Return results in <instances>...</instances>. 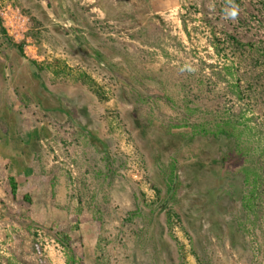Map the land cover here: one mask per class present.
<instances>
[{
    "label": "rangeland",
    "instance_id": "obj_1",
    "mask_svg": "<svg viewBox=\"0 0 264 264\" xmlns=\"http://www.w3.org/2000/svg\"><path fill=\"white\" fill-rule=\"evenodd\" d=\"M226 117L255 216L192 132ZM67 226L81 264H264V0H0V264H66Z\"/></svg>",
    "mask_w": 264,
    "mask_h": 264
},
{
    "label": "trees",
    "instance_id": "obj_2",
    "mask_svg": "<svg viewBox=\"0 0 264 264\" xmlns=\"http://www.w3.org/2000/svg\"><path fill=\"white\" fill-rule=\"evenodd\" d=\"M192 132L198 135L199 133H203L207 136H212L214 138L225 137L232 141L235 146V152L238 154H242L243 157H246V162L248 165H242L240 168V174L243 177V185L244 192L242 197L240 198V207L243 212L247 215L255 216V208H256V199L258 192V178L260 177L257 172V168L255 164L251 163L249 159V151H243V149L248 150V146H243L244 135L239 131V126L230 121L229 117L226 119H221L216 122L214 127L211 129H207L203 125H196L192 127ZM174 166V165H173ZM171 166L166 174V188L167 192L171 193L173 186L176 180L175 167ZM18 184L15 178L11 175L6 176V188H5V200H2V204H6L7 201L12 204H17L18 202H23L31 205L32 201L28 196H20L18 195ZM171 196H174L173 193ZM135 216V213L133 214ZM166 224L169 226V218L166 219ZM238 227H240L238 223ZM71 231V228L66 227V229L56 230L54 231V236L56 241L66 250V264H81L83 263L84 256L79 252L80 245L77 244V241H73L68 233ZM80 241V240H79ZM42 264H46V261H41ZM202 264H208L204 262Z\"/></svg>",
    "mask_w": 264,
    "mask_h": 264
}]
</instances>
